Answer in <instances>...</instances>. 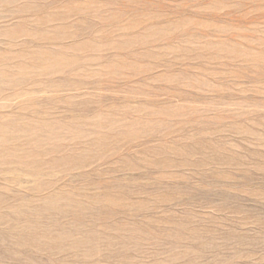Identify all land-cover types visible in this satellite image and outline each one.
Listing matches in <instances>:
<instances>
[{
    "label": "rangeland",
    "instance_id": "obj_1",
    "mask_svg": "<svg viewBox=\"0 0 264 264\" xmlns=\"http://www.w3.org/2000/svg\"><path fill=\"white\" fill-rule=\"evenodd\" d=\"M0 264H264V0H0Z\"/></svg>",
    "mask_w": 264,
    "mask_h": 264
}]
</instances>
